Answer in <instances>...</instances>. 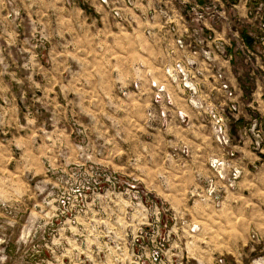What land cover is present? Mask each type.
Segmentation results:
<instances>
[{
	"label": "rangeland",
	"instance_id": "374dc122",
	"mask_svg": "<svg viewBox=\"0 0 264 264\" xmlns=\"http://www.w3.org/2000/svg\"><path fill=\"white\" fill-rule=\"evenodd\" d=\"M162 1L0 0V264H264L236 94L220 65L211 92L210 68L174 61L214 34L206 59L258 78L260 0Z\"/></svg>",
	"mask_w": 264,
	"mask_h": 264
},
{
	"label": "crops",
	"instance_id": "0c3cea01",
	"mask_svg": "<svg viewBox=\"0 0 264 264\" xmlns=\"http://www.w3.org/2000/svg\"><path fill=\"white\" fill-rule=\"evenodd\" d=\"M158 1V2H157ZM162 0H151V2L148 3V5H163L168 6L167 1H162ZM193 1H198V0H193ZM200 1V0H199ZM214 1V0H213ZM219 1V0H217ZM144 5V4H142ZM149 8V7H146ZM240 10L242 17L245 14V10L242 7V3L240 4ZM178 18H175V23L179 24L180 27H185L184 24V19L182 15H178ZM244 19V18H243ZM158 26H160L159 22L157 23ZM165 39V38H164ZM173 45L177 46V43H175V40L173 38ZM252 47L256 50L254 52V56L252 59V65L256 68L257 70V77L256 79L251 78V81L245 82L244 80V74L241 69L236 68V66L232 64L231 59L226 60L223 56H219L218 54H214L215 61H209L206 59L205 56L200 51L196 52H189L187 55L184 57H176L174 61L179 60L186 62V59L192 58L194 59L199 65L201 66H207L208 68L211 69L212 65H220L223 70L224 74L226 77V81L229 83L231 90H233L236 94L234 100L238 104V109L241 107L242 111L240 109L236 112V128L232 129V138L234 140H238L235 143L236 148H237V154L238 158L235 160V164L242 166L243 170L246 172V176L251 175L252 179H248V187H252L254 189L255 193V188L258 187L260 188L262 185L264 186V144L261 148V150H256V148L253 145L252 135L250 134L249 131H244V129H239L242 126H246L247 123L250 119V117H253V119H258L262 120V123H264V95L261 92L264 90V81L261 80L262 74L264 75V63L260 59V56L262 55L264 57V54L261 53V50L259 51L258 46L256 44L250 43ZM176 54L180 53L183 55V52H175ZM185 60V61H184ZM205 70V68H204ZM206 73V78L202 81L205 84V89L210 90L211 92L214 90V88L222 91L219 88V85L221 84V81L219 79L215 81H211L210 78L214 77V71L213 69L211 70H205ZM248 72V78H250ZM247 83V84H246ZM247 85V86H246ZM249 85H251L249 87ZM245 92H248L245 95ZM251 96V97H250ZM225 97V95H224ZM226 100V99H225ZM227 102V100H226ZM263 117V118H262ZM246 178V177H245ZM243 178V180H245ZM264 192V191H263ZM261 193V191H259Z\"/></svg>",
	"mask_w": 264,
	"mask_h": 264
},
{
	"label": "built area",
	"instance_id": "2783aa9c",
	"mask_svg": "<svg viewBox=\"0 0 264 264\" xmlns=\"http://www.w3.org/2000/svg\"><path fill=\"white\" fill-rule=\"evenodd\" d=\"M256 3H257L255 6L256 7L255 8L256 17H257V19H259V27L264 31V0L257 1ZM209 9H210V7H206V9L198 11L197 8L194 6V7H191V10H189V11H195V13L197 15V19L200 20V19L205 18V16H206L205 14L209 13V12H207V10H209ZM210 38H218V37L214 34H208L206 37L198 38V43L204 42L206 48L208 47V49L203 51L205 54V57L208 59L213 57L211 54L213 52V50H212V42L213 41H211ZM262 38H264V37H262ZM222 87H223V89H226L230 95H232L233 91L230 90L229 85L226 82H223ZM232 107L235 108L234 105Z\"/></svg>",
	"mask_w": 264,
	"mask_h": 264
}]
</instances>
